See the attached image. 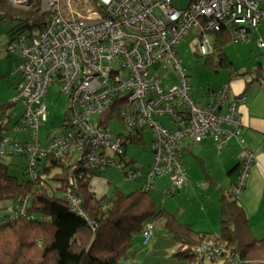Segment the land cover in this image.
Masks as SVG:
<instances>
[{
    "label": "built area",
    "instance_id": "1",
    "mask_svg": "<svg viewBox=\"0 0 264 264\" xmlns=\"http://www.w3.org/2000/svg\"><path fill=\"white\" fill-rule=\"evenodd\" d=\"M6 1L25 10L32 0ZM261 1L39 0L40 11L48 15L44 29L32 36L18 34L7 46L8 53L20 55L16 68L20 81L12 103L24 106L22 118L12 131L31 133V141L15 140L3 118L0 157L21 156L33 167L44 153L54 158L77 154L80 168L113 167L129 181L144 176L145 188L152 187L155 179L168 177L166 192L172 195L185 183L182 142L198 144L212 137L221 153L235 139L240 148L238 173L227 194L237 200L256 162L254 150L246 145L239 117V107L246 97L230 99L231 86L226 83L212 94L209 103L195 102L190 95V78L175 49L192 27L201 30V56L213 52L208 32L221 27L231 31L234 43L247 42L248 31L255 30L264 17L259 9ZM258 46L263 48L264 41L259 40ZM158 61L173 66L177 84L163 89L159 80L150 76V69ZM55 83L68 99L67 132L43 148L38 139L46 120L43 98ZM115 101L120 105L124 133H142L146 128L152 133V162L144 175L123 161V138L112 136L99 122ZM158 117L166 118L171 127L158 122ZM75 183L69 177L65 198L71 210L89 222L72 190ZM27 205L25 199L16 210L9 207L6 219L25 216ZM6 219H0V225ZM152 231V224L143 226V245L151 240ZM194 253L201 264H244L238 255L227 256V263L223 261L216 244L197 246Z\"/></svg>",
    "mask_w": 264,
    "mask_h": 264
},
{
    "label": "trees",
    "instance_id": "2",
    "mask_svg": "<svg viewBox=\"0 0 264 264\" xmlns=\"http://www.w3.org/2000/svg\"><path fill=\"white\" fill-rule=\"evenodd\" d=\"M47 18L48 15L39 9V0H32L25 10H17L6 0H0V21L15 20L21 23V28L14 34L28 31V35L32 36L39 33L44 29ZM251 31H248V35ZM208 35L213 42V52L203 57L211 71L225 70L234 76L254 73L255 80L261 77L260 63L241 70L234 68L228 60L224 46L232 41L229 29L221 27L218 31L208 32ZM16 104L12 101L0 104V121L4 122L3 118H8V113ZM119 106L116 101L111 104L100 116L99 122L109 127L112 119H120ZM67 115L68 108L58 132L52 134L46 131L45 147L48 141L65 133ZM142 133L117 136L123 138L126 149L129 144H139ZM12 137L16 140L15 135ZM14 157L24 158L0 157V203L11 202L13 210L25 199L28 205L25 216L6 219L7 213L0 218L6 219L0 225V264H120L131 251L134 239L139 237L141 241L143 226L152 220L162 221L172 239L179 243V253L175 254L179 258L201 264L195 256V247L216 244L220 246L222 260L226 263L227 256L238 255L244 264H264V236L258 239L253 235L245 213L229 194L222 195L218 201L219 232L214 235L196 231L190 225L178 222L175 215L158 209L156 199L149 192L154 187V181L150 188H145L144 180L138 188L128 193L112 189L110 195L96 197L90 190V183L100 170L80 168L77 161L73 163L71 155L54 158L44 153L33 167H29L27 162L23 170L26 180H19L10 174L3 158ZM122 158L126 163H134L126 159L125 153ZM77 165L79 168L73 171L72 168ZM69 177L75 179L72 190L81 201L89 222L73 212L65 198L64 188L68 185ZM52 183L58 186L54 189ZM57 191H63V196H57ZM5 209L7 211L9 207Z\"/></svg>",
    "mask_w": 264,
    "mask_h": 264
},
{
    "label": "rangeland",
    "instance_id": "3",
    "mask_svg": "<svg viewBox=\"0 0 264 264\" xmlns=\"http://www.w3.org/2000/svg\"><path fill=\"white\" fill-rule=\"evenodd\" d=\"M182 3L184 2L182 1ZM259 6L264 10V2L261 1ZM19 24L21 23L15 20L0 21V104L12 101L17 94L16 88L20 76L16 73V68L20 55L17 52L8 53L7 46L18 36L14 33H17V30L21 28ZM254 31L252 32L256 34L257 32ZM12 34L14 35L12 36ZM25 34H29L28 31ZM200 34L201 30L199 27L190 28L175 49L178 58L181 60V66L186 69L189 75L190 95L195 101H200V99H197L198 96H208L211 91L218 88L224 79L230 77L229 73L225 70L214 72L211 71L209 66L205 65V57L198 53ZM258 34L264 40L263 18L261 19ZM209 38L211 39L210 36ZM224 53L236 68L248 67L250 64H255L256 61L260 62L262 66L261 82L264 86V48L261 49L257 46V39H250L247 43H234L230 41L224 46ZM149 74L160 80V85L163 89L178 83L173 66L166 64L165 61L156 62L150 69ZM253 75L254 73H251L250 75H245V77L247 79L253 78ZM257 85V82H253L250 86L254 89ZM43 99L47 110V120L39 131L38 139L40 145L45 147V133L46 131H50L52 134L58 132L59 125L68 108V99L65 95L59 93V85L56 83L52 85ZM23 110L24 106L20 103H17L10 110L8 118H5V122H7L6 129L11 132L12 136H16L17 141L30 142L31 133H16L12 131V126L21 120L20 117ZM156 120L163 125L171 127V124L167 123L166 118L158 117ZM108 128L112 136L124 134L120 119H112ZM152 139L153 136L150 129L146 128L142 133L141 142L139 144H129L124 150L126 159L133 160V167L140 169L143 175L147 172L148 166L152 162ZM190 149V152L183 153L185 174L189 175L187 182L185 178L186 183H184L183 188L172 195H168L166 187L169 184V179L168 177H164L162 179H155L154 187L149 192L156 199L157 208L164 209L170 214L175 215L178 222L190 225L197 231L199 229L205 230L206 228L210 233H217L219 232V222L216 216L219 211L218 201L221 197L218 191L220 183L224 182L223 178L226 177V172L222 171L218 165L215 169L211 167H206L207 169H205L197 159L195 147H191ZM216 153L212 152L214 157L217 155ZM78 159L79 156L76 154L73 157V163ZM3 160L8 164L11 175L17 177L19 180L27 179L23 175L24 167L27 165L26 159L14 157L11 159L3 158ZM209 171L215 181L209 180ZM97 174H99L97 176L98 179L108 182L107 185L110 187V190L111 188L120 189L124 193L138 188L141 185L140 183H143L145 180L144 176H141L136 182L127 181L122 176L121 171L117 169H103L97 172ZM57 186V184L52 183L54 189ZM56 193L57 196H63V191H57ZM11 205V202L0 203V218L7 214L5 208ZM260 216L261 214L258 217ZM207 218L208 224L206 226ZM150 223L153 225L151 240L147 245H142L139 237H136L131 251L120 264H195V260L182 259L175 256V254L179 253L180 245L172 239L162 221L152 220ZM258 234L260 233H257V236ZM261 234L259 236L263 237V233Z\"/></svg>",
    "mask_w": 264,
    "mask_h": 264
},
{
    "label": "crops",
    "instance_id": "4",
    "mask_svg": "<svg viewBox=\"0 0 264 264\" xmlns=\"http://www.w3.org/2000/svg\"><path fill=\"white\" fill-rule=\"evenodd\" d=\"M259 9L261 10L262 13H264V10L261 9L260 6ZM262 18L264 19V17ZM261 19L257 28L255 29L257 33L256 34L253 33L252 30L249 34V40H248V41H250V39L253 40V38L257 39V46H258V41L263 40L258 34L259 27L261 26ZM19 62H20V58L18 64ZM255 63H260V62L256 61ZM253 65L254 64H250V66L248 67L244 66L243 68L239 67L238 69L244 70L252 67ZM227 72L229 73L230 77L228 79H224L222 83L218 86V88H216V90L211 91L208 96H204V97L198 96L197 99L198 100L200 99L201 102L195 100L194 101L200 102L202 104L209 103L212 94L216 92L223 84L226 83H229L231 86V94L229 97L230 99L240 96L246 97V101L239 107V117L242 125L244 139L245 141H247L246 145L254 150L256 155V162L250 173L249 179L246 184V188L243 194L237 199V203L245 213L248 219V223L251 227L252 233L257 238V237H261L259 236L262 235L261 233H263L264 235V86L263 83L261 82L262 76L259 77L258 80H255L256 79L255 74L253 75V78L247 79L245 75H250L251 73H245L244 75L234 76L231 75L229 71ZM253 82L258 83V85L254 89H252L250 86ZM191 147L193 148L195 147L197 152L196 153L197 159L198 161H200V163L204 166L205 169H207L206 167H211L212 169H215L216 167L219 166V168L222 171L226 172V177L223 178L224 182L222 181V183H220L219 191H218L221 196L226 195L230 185L235 182L238 173L237 168L239 165L240 148L238 147L237 142L234 139L231 140L229 142L228 147L225 150H223L221 154H219L215 148L214 140L212 137H207L198 144H194L188 140H185L184 142L181 143L180 146V158L182 165H184L183 153L190 152ZM212 152L214 153L217 152L216 153L217 155L214 157ZM234 168L235 170L232 171ZM184 175L187 182V177L189 175L187 176L185 174V170H184ZM97 176H95L91 180L90 183L91 192L94 193L96 197H103L105 195H110L111 190L113 188H111L110 190V187L107 185L108 182L98 179ZM208 176L210 181L212 180L215 181L212 178V174L210 171L208 173ZM219 212L220 211L217 212V216H216L217 221L219 219ZM259 214H261L260 217H258ZM206 221L207 222L205 225L207 226L208 218ZM198 231L200 232L204 231L206 233H210L206 228L205 230L199 229ZM257 233L260 234H258L257 236ZM212 234L218 235V232Z\"/></svg>",
    "mask_w": 264,
    "mask_h": 264
}]
</instances>
